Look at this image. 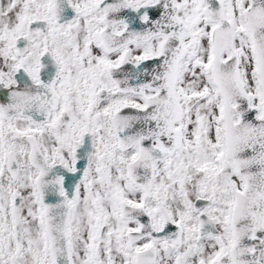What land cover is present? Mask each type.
Returning a JSON list of instances; mask_svg holds the SVG:
<instances>
[{"label":"snow or ice","instance_id":"snow-or-ice-1","mask_svg":"<svg viewBox=\"0 0 264 264\" xmlns=\"http://www.w3.org/2000/svg\"><path fill=\"white\" fill-rule=\"evenodd\" d=\"M0 264H264V0H0Z\"/></svg>","mask_w":264,"mask_h":264}]
</instances>
